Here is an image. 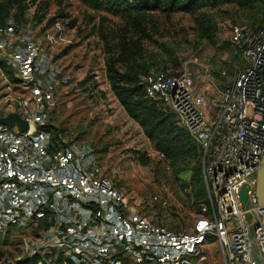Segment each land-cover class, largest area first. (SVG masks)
Returning a JSON list of instances; mask_svg holds the SVG:
<instances>
[{"label":"built area","instance_id":"built-area-1","mask_svg":"<svg viewBox=\"0 0 264 264\" xmlns=\"http://www.w3.org/2000/svg\"><path fill=\"white\" fill-rule=\"evenodd\" d=\"M229 40L244 63L220 88L210 71L199 81L189 69L142 78L146 97L170 108L201 149L206 200L189 231H174L130 201L94 146L54 137L49 115L73 77L32 25H0V117L27 123H0V239L22 235L20 253L0 264H199L211 239L223 264H264V28L232 26Z\"/></svg>","mask_w":264,"mask_h":264},{"label":"rangeland","instance_id":"rangeland-1","mask_svg":"<svg viewBox=\"0 0 264 264\" xmlns=\"http://www.w3.org/2000/svg\"><path fill=\"white\" fill-rule=\"evenodd\" d=\"M21 5L22 9L16 4L11 11L21 23L33 26L37 41L73 77L49 121L63 129L64 137L78 135L79 141L101 150L103 162L115 170L117 185L150 218L171 230L189 231L198 200L193 189L182 184L188 183L196 163L201 161L202 167L200 146L174 164L162 161L140 124L114 96L107 69L113 63L121 72L128 68L139 72L140 78L160 69L174 74L189 69L198 81L210 71L220 88L244 63L239 47L229 40L230 28L264 26V5L208 3L192 13L156 10L149 13L143 31L87 0H23ZM21 238V233L12 232L0 241V257L18 255ZM203 253L199 264H223L213 239L204 244Z\"/></svg>","mask_w":264,"mask_h":264},{"label":"trees","instance_id":"trees-1","mask_svg":"<svg viewBox=\"0 0 264 264\" xmlns=\"http://www.w3.org/2000/svg\"><path fill=\"white\" fill-rule=\"evenodd\" d=\"M22 1L0 0V25L5 24L9 19H12L17 26L25 25L21 23V17L11 11L16 4L22 9ZM87 2L92 7L101 8L107 13L120 15L131 28L141 31H143L149 13L156 10L168 13H192L208 3L212 6L232 3L242 8L264 5V0H87ZM258 28H264V26ZM122 46L123 48L127 47V42L124 39ZM107 72L114 96L127 115L140 124L145 136L153 143L157 153L163 155V158H160L162 161L174 164L190 156L196 147H199L187 130L181 124L179 125L175 113L170 108L146 97L142 78L149 72H144L145 74L143 73L144 75L140 78L139 72L130 68L121 72L114 67L113 63H109ZM50 126L55 130V138L59 133L63 134L62 128L58 129L52 123ZM71 137L75 140L79 139L78 135ZM95 150L102 153L99 149L95 148ZM146 161L143 159L142 162L146 163ZM182 187L193 189L199 209V204L206 200L201 161L193 166L188 183L182 184ZM156 220L161 224L157 218ZM2 240L0 239V241Z\"/></svg>","mask_w":264,"mask_h":264},{"label":"water","instance_id":"water-1","mask_svg":"<svg viewBox=\"0 0 264 264\" xmlns=\"http://www.w3.org/2000/svg\"><path fill=\"white\" fill-rule=\"evenodd\" d=\"M0 123L5 125H14L16 124L20 130H27V123L20 119L16 113H9L5 117H0ZM247 185H243L239 191V200L241 202V207L245 209L248 206L247 201ZM256 193L258 196L259 203L264 205V151L261 156L260 167L257 172V185H256ZM250 215L246 214V219L249 220ZM263 223H264V215H263Z\"/></svg>","mask_w":264,"mask_h":264}]
</instances>
